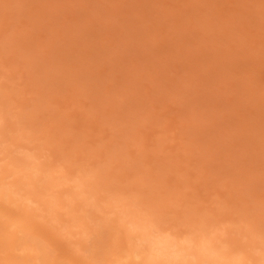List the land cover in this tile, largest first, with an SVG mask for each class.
I'll return each mask as SVG.
<instances>
[{
    "label": "rangeland",
    "instance_id": "1",
    "mask_svg": "<svg viewBox=\"0 0 264 264\" xmlns=\"http://www.w3.org/2000/svg\"><path fill=\"white\" fill-rule=\"evenodd\" d=\"M0 109V166L28 153L52 177L93 180L82 202L64 195L72 180L38 183L61 193L55 211L1 205L0 264L28 263L5 226L25 210L19 242L46 259L30 264L123 253L118 199L172 237L204 233L264 264V0H0Z\"/></svg>",
    "mask_w": 264,
    "mask_h": 264
},
{
    "label": "bare ground",
    "instance_id": "2",
    "mask_svg": "<svg viewBox=\"0 0 264 264\" xmlns=\"http://www.w3.org/2000/svg\"><path fill=\"white\" fill-rule=\"evenodd\" d=\"M1 112L2 111L0 109V124H2V113ZM3 142H5L4 139L0 140V144H2ZM20 151H22V149ZM9 160H10L9 162H6L4 165L0 166V168L2 167L1 170H0L1 171L0 172V177L2 178V179H0V201H1L0 202V207H1V205L3 207V205L6 204V203L9 204V205L10 204L16 205L18 203L17 196H20V197L22 196V198H24L23 200L25 202L27 201V204L25 206L27 208H32V206L34 207V205H32V204L38 205V207L41 204H44L46 207H44L43 210L55 211L56 207L60 206V202H59L60 201V197H59V195L58 196L56 195L57 193L59 194L60 192L58 191L54 195V193H52L53 191L52 192L49 191L50 188L51 187H55L56 185L58 186V184H61V183L64 185L67 182H71V180L74 182V184L72 183L73 184L72 185L73 186V191H70L71 193H69L68 191L64 192V195L67 198L70 197V198H72V200H74V197L76 198L77 196H81L83 194H86L85 188H87L88 186L86 187V182L85 181L88 180L87 179L88 176L81 175V174H79V175H77V174L75 175L74 174V176H75L74 179L73 178L70 179L69 174L68 173L67 174L64 173L60 177H58L60 179L59 182L56 183L57 182L56 181L54 183L51 179H58V178L52 177L53 175L50 173L51 171H49V168H48V170L47 169L45 170L44 168H42L43 165L41 166V165H39V163H37V157L35 155L24 153L22 157H16V159H9ZM44 164H46V163H44ZM47 164L49 165L50 162L47 163ZM53 164L55 165V163H53ZM53 164H51V165L53 166ZM62 170H64V169H62ZM85 171H87V170H85ZM78 172H80V171L78 170ZM83 173H85V172L83 171ZM16 174H20L21 176L18 179H13V178H15L14 176ZM87 174L90 175V173H87ZM11 175H14L13 178H12L13 180L5 181L7 178L12 177ZM49 176H51V178L49 179L51 187L50 186L46 187V186H42V185H39V186L37 185L40 182L41 183L44 182V179L48 178ZM91 180H88V182H90ZM88 182H87V184H88ZM92 183H90V184L92 185ZM70 184L71 183H69L68 185H70ZM99 187H97V188H99ZM25 188H26L25 194L21 195L20 191L24 190ZM41 188L45 189L46 192H42L43 190H41ZM65 188H67V187L65 186ZM105 191H107V190L105 189ZM96 192H97V190H96ZM61 197H63V196H61ZM88 197L91 198L90 193L88 194ZM78 198H80V197H78ZM78 198H76V199H78ZM107 198L109 199V197H107ZM74 201H76V200H74ZM77 201L78 202H82L79 199ZM87 202H89V201H87ZM116 202L118 203V206L120 208V213L122 214V215L119 214L120 215L119 216V220H120L119 222H121L122 225H123L122 227L125 228V239H126V241H125V246H123V247H125V250H123V253H121L122 252L121 251L120 252L121 254H119V255H117V253H115V254L112 253L113 255L111 254L112 255L111 257L108 256V258H106L104 262L102 261L103 264H242L241 263V259H239V257L238 258H237V256L235 258H234V256L231 257L229 254L226 253L227 250L224 252V248L226 249V247H224L222 245H221V247L223 249L220 248V247H217L218 245L222 244L220 242L221 240L219 241L220 244H217V246H216V244L215 243L213 244V242L210 241L209 237L207 238L204 233H199L201 230H199V232H198L199 234H195V232H194V235L190 234L186 238H179V237L177 238L175 236L172 237L170 235L171 233L169 234L166 229H165V232H167L169 235L167 233H165L164 230L162 232L160 230L161 228L160 229H159V227L156 228L157 226H154V224L150 220L144 219L142 217H139V216H136V215L132 214V212L127 209V205H128L126 203L127 201L124 202L123 199H118ZM72 203L73 202H71V204ZM113 203H114V201H113ZM64 204L66 205V203H64ZM6 207H7V205H6ZM60 207H62V206H60ZM13 209H15V208H13ZM57 211L59 212V209ZM71 211H73V210H71ZM14 212H16V211H14ZM43 212H45V211H43ZM58 212H56L54 214H57ZM111 214H112V212H111ZM5 215H6V213L4 211L0 210V218L2 216H5ZM51 215H52V213H51ZM59 216H60V214H59ZM69 216H71V215H69ZM30 217H31V215L29 214V212H27L25 210V213L22 211V213H20L19 215L12 214V215H9L8 218L6 216L7 219H5L6 220V225L5 226H8V228L13 230V233H10V235L12 234L11 243L10 244L7 243V244L10 245V250H12V251L14 249H17V247H18V250H23V251H25L24 253L28 252L25 255L27 257L23 258V261H27L28 262L27 264H30L29 261L31 262V260L45 259L44 256H40L39 257L38 253L40 251L37 253L38 250L36 251V248L34 247L36 242L34 243V245L31 244V243H27V241H24L23 243L19 242L21 240L20 239V235H19L20 232L22 233L21 237H23L22 241L25 238L26 239L30 238V236H31V232L28 229V226L25 225L26 220H29ZM60 217H62V216H60ZM56 218H57V215H56ZM71 218H72V216H71ZM125 218L126 219L129 218V219L126 220V222H124ZM66 220H67V218H66ZM0 222H2V221L0 220ZM57 223H58V221H57ZM66 223H67V221H66ZM72 223H74V221H72ZM78 223L79 222H77V224ZM82 223H84V222H82ZM82 223L80 225H82ZM57 226H58V224H57ZM78 226H79V224H78ZM72 227H74V226H72ZM75 227H77V226H75ZM83 227L84 226L82 225V228ZM80 228H78V229H80ZM55 229H56V227H55ZM69 230H67V231H69ZM31 231H33V230H31ZM192 232H193V230H192ZM202 232H204V231H202ZM61 234H63V232ZM74 234H76V233H74ZM63 236H66L65 233H64ZM77 236H78V234H77ZM80 237H84V236H80ZM37 238H38V236H37ZM38 239H40V238H38ZM36 241H37V239H36ZM223 243H224V241H223ZM72 244L73 243H71V245ZM75 244L77 245V243H75ZM39 245H41V244H39ZM227 246H228V244H227ZM78 248H79V246H78ZM80 248H81V246H80ZM38 249L43 251L41 248H38ZM43 249L45 250V248H43ZM54 249H57V248L54 247ZM228 249H230V248H228ZM0 250L2 251V249H0ZM83 250H86V249H83ZM260 251L262 253L261 255L264 256V250L261 248ZM48 252H49V249H48ZM76 252H78V251H76ZM227 252L230 253L229 251H227ZM0 253H2V252H0ZM17 253H19V252H17ZM109 253H110V251H109ZM55 254H56V252H55ZM235 254H236V252H235ZM91 255H92V253H91ZM263 256L260 258L262 260V262H264ZM4 257L5 258L1 257L3 259L1 264H17V262H18L17 256H15L14 254L13 255H9L8 257H7V255H4ZM257 257H260V254ZM76 259H79V258H76ZM57 260H59V259L57 258ZM258 260H259V258H258ZM80 261H82V260H80ZM91 261H93V260L91 259ZM74 262L75 261H73V263ZM64 264H66V263H64ZM244 264H246V262Z\"/></svg>",
    "mask_w": 264,
    "mask_h": 264
}]
</instances>
